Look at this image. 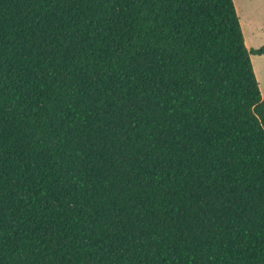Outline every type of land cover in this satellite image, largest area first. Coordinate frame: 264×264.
I'll return each mask as SVG.
<instances>
[{
  "label": "trees",
  "instance_id": "16d2710c",
  "mask_svg": "<svg viewBox=\"0 0 264 264\" xmlns=\"http://www.w3.org/2000/svg\"><path fill=\"white\" fill-rule=\"evenodd\" d=\"M234 0H0V264H264V98Z\"/></svg>",
  "mask_w": 264,
  "mask_h": 264
},
{
  "label": "rangeland",
  "instance_id": "374dc122",
  "mask_svg": "<svg viewBox=\"0 0 264 264\" xmlns=\"http://www.w3.org/2000/svg\"><path fill=\"white\" fill-rule=\"evenodd\" d=\"M249 49L264 46V0H234ZM253 67L264 98V55L251 54Z\"/></svg>",
  "mask_w": 264,
  "mask_h": 264
},
{
  "label": "crops",
  "instance_id": "0c3cea01",
  "mask_svg": "<svg viewBox=\"0 0 264 264\" xmlns=\"http://www.w3.org/2000/svg\"><path fill=\"white\" fill-rule=\"evenodd\" d=\"M247 45V44H246Z\"/></svg>",
  "mask_w": 264,
  "mask_h": 264
}]
</instances>
